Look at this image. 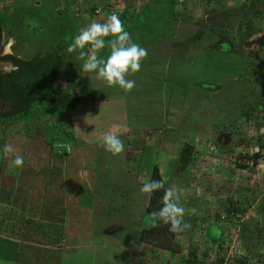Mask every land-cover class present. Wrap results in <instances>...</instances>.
Wrapping results in <instances>:
<instances>
[{
  "label": "rangeland",
  "instance_id": "374dc122",
  "mask_svg": "<svg viewBox=\"0 0 264 264\" xmlns=\"http://www.w3.org/2000/svg\"><path fill=\"white\" fill-rule=\"evenodd\" d=\"M58 1L61 2L62 0ZM237 1L233 0L232 9L227 14L222 15L228 23L231 21L233 23L232 29L228 28V32L234 37L236 49L230 47V43L225 37L217 38L206 27L198 29L191 23L179 25L178 28L181 26V32L186 33L191 29L194 37L206 36L207 40L187 43V52L182 54L175 52L171 59L167 57V52H165V49H168L164 48L166 44H163L159 50L162 56L153 58V61L160 60L162 65L149 70V74L154 76V74H160L171 69L170 74H168L171 78L169 81L166 80L168 83H163L158 79L151 83L160 84L162 88L164 86L166 91L160 90L164 93V102L169 99L171 101L176 97L177 110L172 111L177 112L166 116V120L173 121L175 128H177V131L175 130L172 134L174 140L180 136L183 140L197 135L199 137L198 144L201 146L198 151L194 152L192 149L191 153L183 140L176 150V154L174 153L175 156L159 154L158 152L162 153V151H167L169 154L172 148L170 144L162 146L159 150L158 139L160 136L164 140L167 137L161 128L157 134H148V136L141 133V130L131 131L128 139L133 144L129 142V146L134 147L133 151L137 147V152H133L136 156H110V160L108 159L110 166L106 160L107 156L105 157L103 154L95 156L92 153L93 146L84 145L82 142V149H75L78 142L73 141L74 145L70 144L71 152H68L66 148L55 147L53 150L57 157L66 158L75 165L83 166L85 172L81 177L85 178V197L91 196V186L95 185L89 183L90 175H96L95 180L107 176L104 178L103 184L110 186L112 191L108 196L110 197L109 205L101 202L93 203L92 209L95 219H93L94 221L91 219L93 224L90 232L91 238L94 236L97 238L100 233L103 234L107 231V236H102L101 241L114 243L113 239H118V237H121L122 240L125 238L132 239L143 224L148 225L150 215H147L145 210L147 195L142 194L140 188L148 181L149 168L153 164H158L167 187L173 186L180 191L181 198L184 199V208H186L184 220L191 224L190 229L173 233L175 242L178 243L179 238L185 242L192 236L193 243L196 244L198 237L203 238L201 234L204 237L209 236L210 224L219 223L223 229L225 228V235L216 241L209 239L208 243L206 242V247L202 243L203 248L200 247L199 249L203 251L206 248L205 250H208L209 253H207L206 259L199 261V264H241L243 259L246 264H264V16L259 18V16L249 15L254 23L256 34L243 42L240 40L241 32L237 34L238 22L244 19L243 11L236 5ZM75 2V5L70 6L67 12H75L73 17L75 26L82 28L93 22L94 18L91 22L90 20L86 22L88 17L82 13L83 7H89L92 1L75 0ZM182 2H184L183 6L177 5L176 11L183 8L193 17L203 16L204 20H212L213 22L220 20V16L216 18L205 16V2L203 1L186 0ZM117 3H111L105 8L118 11L122 5L117 6ZM162 3L163 0H158L156 4L161 5ZM39 4L38 0H0L4 43L1 55L26 57L42 51L39 48L41 41L29 40L26 34L29 32L23 30L26 25L25 28H30L38 23L37 20L34 21V18L41 22L48 20L46 14L44 16L42 14L43 9L41 7L38 9ZM143 4L144 0H136L132 8L139 9ZM105 8L100 7L99 13L95 14L98 16ZM30 9L34 12V17L29 14ZM227 9L229 8L227 7ZM263 9V5L259 6V10ZM108 14L111 15L110 11L104 16L101 15L102 18L98 19L96 16L95 19H98L97 22L103 23L107 20ZM42 16L44 19L39 18ZM29 19L30 22H25ZM245 21L247 22L246 19ZM131 22L137 26L138 18ZM123 25L126 26L127 23H123ZM226 28L227 25L224 30ZM216 30L224 34L220 27H217ZM210 34L211 37H209ZM178 48L183 50L185 46ZM72 57L73 59L69 60L64 74L58 79L57 86L59 89L68 90L76 95L79 94L86 81L89 82L90 89L96 93L108 87L105 82L97 80L94 73H84L81 70L83 61L79 60L81 65L78 66L76 54H72ZM67 58L64 55V59ZM7 68L9 66L6 64L2 66L4 70ZM108 91L117 95L121 89L115 86L109 87ZM173 91L176 92L172 94ZM156 92L154 91L155 94ZM170 94L172 95L169 96ZM161 98L163 95H156L160 107L154 106L156 109L153 110V115L159 116L166 109ZM89 106L91 111L96 108V104L92 102L89 103ZM170 106L171 103L168 108ZM252 107H255L254 112ZM243 110L250 111L251 117L249 119L246 118L247 115H243ZM146 112L142 113L140 118L131 115L130 123L154 124L155 121L151 122L148 117L150 114ZM46 114L38 117L47 121L46 118L49 115ZM67 114L68 112L62 115L61 120ZM46 121L42 122V125ZM51 130L47 127L49 136L44 138L45 143L47 140L52 139L53 141L54 139ZM221 133L224 136L219 141L218 136ZM59 138L62 141V138L65 137L61 135ZM54 143L52 146H56ZM0 146H2V141H0ZM73 147L75 148L73 149ZM224 148L226 149L225 152L222 151ZM186 152H189L188 155ZM256 154H259V158L257 163H254L252 158ZM239 164L242 166H238ZM67 171L71 173V166L68 165ZM93 198L95 199V196H92ZM200 198L206 199L200 203ZM197 211L199 212L197 213ZM139 215L143 217L141 218ZM194 216L197 218L193 219ZM85 219L87 222L79 221V226L87 230L85 225L87 226L89 222L87 219L89 218L86 217ZM106 219H108L107 222ZM24 226H27L26 223ZM19 228L20 231L23 230L21 226ZM35 228L44 232L47 229L45 225L41 224H35ZM115 233H119V235H115ZM36 236L41 238L39 234ZM37 238L36 241H38ZM178 244L180 245V243ZM125 246L128 249L134 248L132 240L126 241ZM97 248L96 245L87 247V249L80 248L69 264H92L95 256L94 251L98 250ZM151 249L154 250L153 247ZM35 252H37L38 262L43 263V258H47V249L40 246L35 249ZM118 254L119 249L111 255V259L115 261L121 259V262L124 261L123 263L127 264V257L125 255L118 257ZM55 258L57 257L54 256L53 259ZM20 259H22L21 256ZM191 260H196V258ZM177 261V258L174 259L175 263ZM99 264L117 263H114L113 260H109V262L101 260Z\"/></svg>",
  "mask_w": 264,
  "mask_h": 264
},
{
  "label": "crops",
  "instance_id": "0c3cea01",
  "mask_svg": "<svg viewBox=\"0 0 264 264\" xmlns=\"http://www.w3.org/2000/svg\"><path fill=\"white\" fill-rule=\"evenodd\" d=\"M91 1L89 6L97 5V8L103 7L105 4L106 7H108L109 4H114V2L115 4L117 2L120 3H117V6L122 5V8L118 11L105 8L103 12L96 17L100 19L109 11L111 14L116 13L120 17L126 7L128 8L129 5L134 6L136 0H132V3H128L126 0ZM229 2L231 4L233 0ZM83 8L86 10L89 7ZM98 19L94 17L93 21L97 22ZM122 22L127 23L124 28L129 33L133 28L136 30L148 28L145 25L132 27L134 25L131 21ZM192 33L191 29L186 33L181 32V26L179 28L176 26V43H179L180 39L182 40L183 38L185 41L194 42L192 41ZM163 44H165V42H163L151 56H149L150 51L148 52L146 59H144L141 64V70L139 72L134 75H129V79L135 80V85L136 82H149L150 80L153 82L157 79L159 81L161 80L163 83H168L166 80L169 81V78H171L170 75H168L171 69L168 70L166 68L167 70H165V72L154 74V76L149 74L150 68L162 65V63L159 62L160 60L153 61V58L162 56L159 50ZM109 53L110 49L105 54L102 53V57L106 58ZM157 54H159V56H157ZM142 73H144V76H142ZM149 86L150 85L139 84L136 89H133L130 93H126L121 89L117 95L114 92H109V87L97 93L94 91L96 99H98L95 102V110H90L89 103L81 104L74 110L69 111L67 116L63 117V120L53 119L50 115L52 120H49L47 117L46 121L44 118L35 117L34 115L27 120L14 122L11 125L0 123V135H2L0 136V141H2V146H0V264H20L21 260V264H69L71 259L77 254V250L80 248L87 249V247H94L95 245L98 247V250L94 251L95 256L92 264H99L101 260L106 262L113 260L114 263L124 264V261L121 262V259L120 261L111 259V255L118 249V257L125 255L127 257V264H174V259L176 258L178 261L175 264L192 263V258H196L194 262L199 264V261L206 259V255L209 253L208 250H205L206 242L209 239L216 241L218 238L225 235V228L223 229L219 223L210 224V231H208L209 236L204 237V235L201 234L203 238L198 237L196 244L195 242L193 243L192 236L185 242L181 241V238H179L181 241H178V243H180V251L176 253L162 249L152 250L150 245L139 240L140 231L145 228L144 226L148 227L151 222H149L148 225L143 224L132 239L125 238L122 240L121 237H118V239H113L114 243L101 241L100 238H102V236H107V231L103 234L100 233L97 238L95 236L91 238L92 220L95 219L92 209L93 203L96 204L97 202H101L109 205L108 201L110 197L108 196H110L112 191L110 186H105L103 184V181H105L104 178L107 176L103 179L99 177L98 180H95L96 175H90L89 183L95 184L96 188L94 189L95 185L91 186V196L85 197V178L81 177L85 172V169L82 168L83 166L80 164L75 165L73 162L71 163L66 160V158L57 157L56 154L53 153L55 147L58 148L57 146H52L54 142L55 145H74L72 143L73 141L78 142L76 148L73 147V149H82V142L84 145L93 146L92 153H94L95 156L103 154V156L108 157H106L108 161L110 156L114 155L100 146V140L106 133L114 132L120 136L125 146L124 152L115 156H136L133 152H137V147H135L133 151L134 147L129 146V142L133 144L132 141L128 139L130 132L141 130V133L148 136V134H157L161 129L165 131L164 134L167 137L165 140L162 139L161 136L158 139L157 144L160 145L159 150L162 146L170 144L172 148L169 154L167 151H162V153L158 152L159 154L163 156H175L176 150L183 140L191 153L192 149H194V152L198 151L201 146L198 144L199 137H197V135L190 136V138L187 136L189 139L183 140H181V136L175 140L172 136L173 132H175V130L177 131V128H175L173 121L166 120V116L177 112L172 111L177 110L175 105L176 97L171 101L169 99L164 102V93L160 91H166L164 86L163 88L160 84ZM154 91H157L156 94ZM175 92L176 91H173L172 94ZM156 95H163L161 102L163 106H166V109L163 110L159 116L153 115V110L156 109L154 106L157 105V107H160L159 101L156 100ZM170 103L171 106L168 108ZM145 111H147V114H150L148 117L151 122L155 121L154 124L148 123L139 125L130 123L131 115L140 118L141 114ZM157 119L158 122H156ZM44 121H46V123L42 125ZM65 121H67V123H65ZM47 127L50 130L52 129L51 133L54 139L53 141L52 139L49 141L47 140V143H45V141H43L44 138L49 136ZM61 135L65 137L64 139L62 138V141L59 138ZM223 136V133L219 134V141L222 140ZM5 144H11L15 149L14 155L18 154L24 158V165L22 168H12L11 160L14 157L10 156L5 158L3 156L2 148ZM224 150L226 149L224 148L222 151L225 152ZM188 153L189 152H186L187 155ZM68 165L69 167L71 166V173L67 171ZM94 171L96 172V169H94ZM146 195L147 201L145 210L147 213L149 195ZM92 196H95V199H92ZM204 199L206 198H200V203H203ZM85 202H87V204H85ZM180 203L185 207L184 199L181 198ZM184 209L186 210V208ZM198 212L199 211H197V213ZM140 216L141 215H139V217ZM86 217L89 218L87 219L89 222L87 226L85 225V227H87L85 229L87 230H84V227L79 226V221H83L84 223L87 222L85 219ZM142 217L143 216H141V218ZM194 218H197V216H194L193 219ZM105 221L107 222L108 219ZM24 223H26V227ZM35 224L45 225L47 227L46 231L44 232L40 229H36ZM20 226L23 229L21 231L19 228ZM132 230H134V228H132ZM37 234H39L41 238H37ZM115 235H119V233H115ZM36 238L38 241H36ZM130 240H132L134 245L133 249H128L126 247L127 245L125 246V242H130ZM202 243H204L205 246L203 251L199 249L200 247L201 249L203 248ZM22 246L24 248L23 252ZM40 246H43L48 252L47 258H43V263L38 262L37 252H35V249ZM20 256L22 259H20ZM54 256L57 258L53 259ZM201 256L203 258H199ZM115 257L117 256L115 255Z\"/></svg>",
  "mask_w": 264,
  "mask_h": 264
},
{
  "label": "trees",
  "instance_id": "16d2710c",
  "mask_svg": "<svg viewBox=\"0 0 264 264\" xmlns=\"http://www.w3.org/2000/svg\"><path fill=\"white\" fill-rule=\"evenodd\" d=\"M38 1L40 2L38 9L40 7L43 9L42 14L43 16L46 14L48 20L41 22L37 18H34V21L37 20L38 23H35V26H31L30 28H25L27 27L26 25L23 27V30L29 32L26 33L29 40L41 41V47L39 48L42 51L39 53L30 54L26 57H20L19 55H1V49L4 43L2 38L3 28L1 27L2 18L0 17V123L3 124L11 125L14 122L27 120L34 115L38 117L44 113L49 115V120H52V118L61 120L62 115L74 110L78 105L90 102L95 103L98 100L96 99L94 90L90 89L89 82L87 81L84 83L79 94L76 95L68 90L59 89L57 86L59 77L64 74L66 67H68L69 60L73 59L72 54L66 52L67 45L71 43L74 36L81 29L75 26V19L73 18L75 12H67L70 6L75 5V0H62L61 2L58 0ZM126 1L132 3V0ZM157 1L144 0L143 6L139 9L132 8L133 6L129 5L120 15L121 21H132L138 18V24L137 26L133 24L134 26L139 27V25H145L148 27L135 31L131 29L130 34L134 42L146 48L148 52L150 51L149 56L163 42L166 44L165 47L168 48L165 49V52H167L169 59L173 58L175 52H179L180 54L187 52L186 45L190 41H185L183 38L182 40L180 39L179 43H181L179 44L176 43L175 36L176 26L187 25L188 23H191L192 26L198 29L206 27L217 38L225 37L230 43L231 48L233 47L234 49L236 47L234 37L228 32V28L232 29L233 23L232 21L228 23L226 18L224 19L222 17V15L227 14L232 9L230 0H198L205 2V16L208 15V17L212 16L214 18L220 16V20L217 22L215 20L214 22L212 20H204L203 16L193 17L191 13H187L183 8L176 11V6H183L184 2L182 1L186 0H163L161 5L156 4ZM236 5L243 11L242 16L244 19L238 22L237 34L241 32L240 40L244 42L255 34L254 23L249 15L259 16V18L263 17L264 9L259 10V6H264V0H238ZM96 6L91 5L88 9L82 10V13L88 17L86 22L89 20L91 22L92 18L97 16L95 14ZM105 7L106 4L103 8ZM64 9L65 12H63ZM29 14L33 17L35 16L32 9H30ZM43 16L39 18L44 19ZM25 22H30V19ZM226 25L227 28L224 30ZM217 27H220L224 34L217 31ZM209 37H211V34ZM108 39H111V37ZM203 40H207L206 36H200L198 38L193 36L192 38L194 42ZM177 46H185V49L181 50ZM108 50L107 48L104 49L99 55L102 56V53L105 54ZM168 50H170L169 53ZM64 55L69 59H64ZM5 64L9 66L6 70L2 69V66ZM77 65H81L79 60H77ZM143 75L144 73H142ZM151 82V80L149 82L141 81L136 82V84L154 86ZM253 109L255 107H252V111L254 112L255 110ZM249 113V110H243V115H247L246 118L248 119L251 117ZM258 158L259 154L253 156L252 160L254 159V163H257ZM238 166H242V164ZM243 166L245 167L244 164ZM149 169L148 181L164 180L158 164H153ZM165 188H167L166 183ZM163 194V190H161L149 195L147 205L148 215L162 207ZM169 227V225H164L163 223H160L157 227H152L150 224L140 231L139 240L154 249H162L172 253L179 252L180 245L174 241V234L169 230ZM194 261L192 260V262ZM241 264H246L244 259Z\"/></svg>",
  "mask_w": 264,
  "mask_h": 264
},
{
  "label": "clouds",
  "instance_id": "9594fccd",
  "mask_svg": "<svg viewBox=\"0 0 264 264\" xmlns=\"http://www.w3.org/2000/svg\"><path fill=\"white\" fill-rule=\"evenodd\" d=\"M99 11V8L95 9L96 14ZM106 48L110 49V53L105 58L99 53ZM66 52L76 54V58L83 61L81 70L84 73H94L95 78L105 82L108 87L118 86L126 93H130L136 86L135 80L128 78L129 75L141 70V64L148 55L146 48L132 40L131 34L125 30L116 13L109 15L103 23L93 21L82 27L67 45ZM56 146L72 151L70 144ZM100 146L113 155H119L125 150L124 142L114 132L106 133L100 140ZM2 153L5 158L14 157L11 160L12 168L23 167L24 158L14 155L15 149L11 144H5ZM165 183L164 180H150L140 188L142 194L151 195L161 190L164 193L162 207L150 213L151 226L157 227L163 223L169 225V230L173 233L184 232L191 228V224L184 220L186 212L180 203L181 193L173 186L165 188Z\"/></svg>",
  "mask_w": 264,
  "mask_h": 264
},
{
  "label": "built area",
  "instance_id": "2783aa9c",
  "mask_svg": "<svg viewBox=\"0 0 264 264\" xmlns=\"http://www.w3.org/2000/svg\"><path fill=\"white\" fill-rule=\"evenodd\" d=\"M96 12H98V11H96ZM210 148H211V147H210ZM211 149H213V147H212ZM189 264H197V263H195V262H192V263H189Z\"/></svg>",
  "mask_w": 264,
  "mask_h": 264
},
{
  "label": "flooded vegetation",
  "instance_id": "af4514ba",
  "mask_svg": "<svg viewBox=\"0 0 264 264\" xmlns=\"http://www.w3.org/2000/svg\"><path fill=\"white\" fill-rule=\"evenodd\" d=\"M261 37H263V36H261Z\"/></svg>",
  "mask_w": 264,
  "mask_h": 264
}]
</instances>
